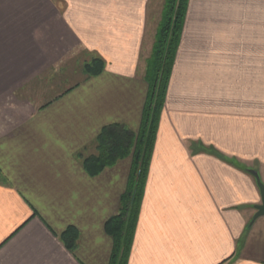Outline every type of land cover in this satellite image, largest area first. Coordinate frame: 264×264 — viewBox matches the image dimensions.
Returning a JSON list of instances; mask_svg holds the SVG:
<instances>
[{"label":"crops","instance_id":"crops-1","mask_svg":"<svg viewBox=\"0 0 264 264\" xmlns=\"http://www.w3.org/2000/svg\"><path fill=\"white\" fill-rule=\"evenodd\" d=\"M150 4L0 0V264H110L131 160L91 177L83 159L141 127ZM248 169L264 184V0H189L128 264H264Z\"/></svg>","mask_w":264,"mask_h":264},{"label":"trees","instance_id":"trees-1","mask_svg":"<svg viewBox=\"0 0 264 264\" xmlns=\"http://www.w3.org/2000/svg\"><path fill=\"white\" fill-rule=\"evenodd\" d=\"M188 5L189 0L165 1L162 22L144 77L149 86V94L139 131L134 132L119 124L105 127L96 138V155L83 160L84 169L89 176L97 177L121 160L132 158L129 186L121 198L119 212L109 219L105 226L114 241L110 264H128ZM104 68L103 60L95 59L84 66V72L89 76H97ZM79 238L80 234L73 228H69L62 235L63 241L71 251L77 247Z\"/></svg>","mask_w":264,"mask_h":264},{"label":"rangeland","instance_id":"rangeland-1","mask_svg":"<svg viewBox=\"0 0 264 264\" xmlns=\"http://www.w3.org/2000/svg\"><path fill=\"white\" fill-rule=\"evenodd\" d=\"M165 1L166 0H151V4L149 6V10H148V14H147L148 15V20H147V36H146V41H145V52H144V57L141 58V69L144 68V70H143L144 71V77H145V74H146V70L148 68V61L150 59V56L152 55V51H153V48H154V43H155V39H156V36H157V32L159 30L160 23L162 22L163 8L165 6ZM184 25H185V23H184ZM95 58L96 59H102L101 57L94 56V57L91 58V60H92L91 62H93V60H95ZM176 59H177V55H176ZM102 60L104 62V65L106 66V61L104 59H102ZM175 62H176V60H175ZM174 66H175V64H174ZM173 70H174V67H173ZM173 70H172V74H173ZM104 71H105V68H104ZM83 72H84V69H83ZM172 74H171V76H172ZM85 75L89 76L86 73H85ZM89 77H92V76H89ZM170 80H171V77H170ZM168 87H169V85H168ZM167 92H168V89H167ZM148 94H149V89H148L147 97H148ZM166 98H167V94H166ZM146 102H147V98H146V101H145L144 109H145V106H146ZM165 104H166V102H165ZM144 109H143V112H142V118H143V114H144ZM164 109H165V106L163 108V111H164ZM95 146H96V143H95ZM96 152H97L96 148L93 147V149L90 152L84 154V156H85L84 159H87V158H89L91 156L96 155ZM126 160H131V167H132V158L131 157H128L127 159L121 160L119 163L122 162V164H125ZM119 163H117L115 166H117ZM111 168H113V167H111ZM247 171H249V173H250L251 170L248 169Z\"/></svg>","mask_w":264,"mask_h":264},{"label":"water","instance_id":"water-1","mask_svg":"<svg viewBox=\"0 0 264 264\" xmlns=\"http://www.w3.org/2000/svg\"><path fill=\"white\" fill-rule=\"evenodd\" d=\"M250 173L256 178L258 186H259L260 191H261V196H262L261 204L256 206L257 212H256V214H255V216L253 218V221H255L258 218L264 216V184L262 183V181H261V179L259 177V174L256 171L251 170Z\"/></svg>","mask_w":264,"mask_h":264}]
</instances>
